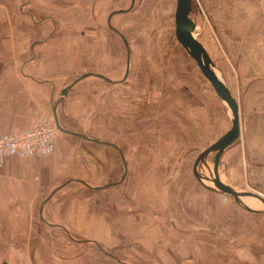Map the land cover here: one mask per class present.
<instances>
[{
	"label": "rangeland",
	"instance_id": "obj_1",
	"mask_svg": "<svg viewBox=\"0 0 264 264\" xmlns=\"http://www.w3.org/2000/svg\"><path fill=\"white\" fill-rule=\"evenodd\" d=\"M59 1L62 6L63 0ZM66 2L67 0L65 4ZM45 5L41 0H0V38L7 43L0 53L4 55V59L11 55L8 51L11 38L6 32L14 28L18 20L22 27L40 28V24L38 26L35 23L27 24L26 19H31L24 13H35V20L39 22L41 12L45 11L46 15L48 11L55 18L56 24L54 25L51 20H44V23L49 27L62 28L66 52L70 49L73 51L74 47L80 49L79 63H75L69 72L64 69L65 73L61 78L72 81L83 73H91L78 81L82 88L73 101L75 111L71 114L65 111L67 120H70L79 132L121 144L128 173L122 181L108 186L102 190L103 192L93 191L88 195L89 202H83L79 214L71 211L66 213L68 223H51L59 224L61 227L40 223L42 227L37 229L36 223H33L32 227L34 225L35 233L39 236V242L34 244L40 255L34 256L33 261L15 259L12 262L124 264L117 261L118 258L124 262L137 264H233V258L239 257L242 247L239 239L246 238L247 229L235 223H217L218 219L221 222L223 215L219 218L204 216L200 207L201 200L206 203L204 199L207 195L211 197L217 194L243 209L232 195L207 187L213 185L214 177L211 178L210 172L214 174L216 151L208 152L194 168L196 157L205 148L183 146L188 141L185 139L189 135L188 132H185V136H181V140L178 141L174 131L160 133L154 131L153 114L156 113L154 110L168 108V99L177 91L176 87L171 86L173 81L179 79L178 85L182 83L191 85L194 95L195 93L199 95L194 89L198 86V78L210 84L199 70L194 58L178 38H174L172 32L168 30L169 27L158 20L152 24H145L144 27L148 26L147 31H151L152 28L168 30L167 35L163 37L164 43L169 49H173L176 44L180 46V52L174 55L179 64L175 66L169 62L172 67L163 69L150 67L151 53L141 52L147 49L149 41L146 39L149 37L145 35L142 38L140 41L142 50L138 51L137 36L135 31L132 32L136 26L129 25L131 32L124 34L129 48V72L123 81L110 82L97 77L95 72H109L113 65L119 68L118 75L113 79H119L125 70L126 53L120 36L108 28L109 22L105 18L88 19L87 16L90 18L92 15L88 14V5L85 12L75 10L73 17L64 13L62 8L54 10L51 4ZM216 11L217 0H190L187 15L193 24V36L205 50L210 68H213V72L220 77L239 106L240 132L232 143L245 142L250 128L249 118L245 116L244 109L247 101L243 99L247 85L241 83L240 75L239 80L240 73L231 54L221 49L217 38ZM124 17V14H119L118 18L111 19L110 24L113 27L120 25V21L121 24L126 22ZM172 28L176 31L175 25ZM75 29H81L84 35L79 37ZM69 30L73 35L68 36ZM105 51L109 55L108 60L103 58ZM77 53L75 51L74 54ZM138 55L141 56V61L144 57V62H140L139 67L136 64ZM0 58L3 59L1 55ZM261 70L262 74L257 76L264 77V67H261ZM198 89L202 91L201 86ZM94 96L99 105L96 112L97 122L94 109L90 111L89 97L92 99ZM215 96V106H212L214 101H209V98L207 100L211 102V109L221 107L217 105L223 106V100L217 94ZM224 105L228 113V131L233 116L225 102ZM51 112H42L34 116L29 124L44 118H52ZM59 118L62 119L61 115ZM75 139L77 140V137ZM80 144L83 150L85 145L95 147L100 155L101 163L92 172V181H89L92 185H101L120 178L124 167L119 153L113 147L86 142ZM224 149L216 164L219 180L232 187L257 191L246 183L242 185L245 182V174H248V166L240 163L239 167L236 153L232 156L231 162L226 158L221 160ZM262 150L264 149L256 147L255 154L259 155ZM230 153H234L232 148L227 150V154ZM49 206L48 204L47 207ZM252 206L262 208L256 199ZM211 210L215 213L217 209L213 206ZM38 213L39 208L37 215ZM217 225H220L219 230ZM31 231L32 229L27 233ZM76 240L88 241L80 243ZM93 240L106 251H102L92 242Z\"/></svg>",
	"mask_w": 264,
	"mask_h": 264
},
{
	"label": "crops",
	"instance_id": "obj_2",
	"mask_svg": "<svg viewBox=\"0 0 264 264\" xmlns=\"http://www.w3.org/2000/svg\"><path fill=\"white\" fill-rule=\"evenodd\" d=\"M41 2L47 6L51 4L54 10L62 8L64 13L72 17L75 10L85 12L88 5V14H92L90 18L87 16L88 19L105 18L109 21L108 28L120 36L125 49V70L122 77L113 79L118 75L119 68L111 65L109 72H95L97 77L119 83L127 76L130 65L129 48L121 35L126 40L124 34L131 32L129 25L136 26L132 32L135 31L137 36L138 51L142 50L140 42L142 38L145 35L149 37L146 39L150 42L147 43V49L141 52L151 53L150 67L163 69L172 67L169 62L175 66L179 64V60L174 55L180 52V46L176 44L173 49H169L163 38L168 30L175 39L177 38L175 29L172 28L175 25V0H73L72 2L67 0V4L63 0L62 6L59 0H41ZM47 13L45 15V11L41 12L39 22L35 20V13H24L31 19H26L27 24L35 23L37 26L40 24V28L22 27L18 20L16 26L6 32L11 38L8 50L11 55L8 59H4V55L0 53L3 57L0 58V136L27 129L31 118L42 112H51L54 103H56L57 120L62 129L79 132L75 125L67 120L66 113L71 114L76 109L73 101L82 88L78 81L91 73H83L72 81L61 78L65 73L64 69L69 72L75 63H79L80 49L74 47L73 51L70 49L66 52V44L62 38L65 34L62 28L49 27L44 23V20H51L54 25L56 24L55 18L48 11ZM119 14L125 15L126 22L121 24L120 21V25L113 27L110 24L111 19L118 18ZM215 19L221 49L231 54L234 65L240 73L239 80L241 77V83L247 85L243 99L247 101L244 109L250 124L249 130L247 129L249 135L245 138V142H231L224 149L221 160L226 158L231 162L232 156L236 153L239 167L240 163L248 166V174H245V182L242 185L246 183L264 195V150L259 155L255 154L256 147L264 149V77L257 76L262 74L261 67H264V0H217ZM158 20L169 27L167 31L160 28L147 31L148 26L144 27L145 24H152ZM75 30L79 37L84 35L81 29ZM69 35H73L71 30ZM6 46L7 43L0 38V50H4ZM75 51L78 53L74 54ZM140 57L138 55L137 67L140 66V62H144V57L143 61ZM103 58L109 59L106 51ZM197 80L199 83L194 89L200 96L197 93L194 95L191 85L183 83L178 85L179 79L173 81L171 86L176 87V94L172 93L173 95L168 99L167 109L154 110L156 113L153 114V125L155 132H176L178 141L185 136V132H188V137H185L188 141L183 146L206 148L226 133L228 113L224 101H222L223 106L217 105L221 106L220 108H210V100L214 101L212 106H215L216 93L204 79ZM200 86L202 91L198 89ZM65 88H67L66 93L62 96L61 92ZM89 100L90 111L94 109L96 113L99 108L96 97L92 99L89 97ZM51 113L53 119V112ZM60 115L62 119L59 118ZM95 117L97 122V113ZM157 125H159L158 129ZM80 142L100 144L58 130L52 152L23 157L12 154L0 162V264H14L12 261L15 259L33 261L34 256L40 255L34 244L39 242V236L35 233L34 225L32 227L33 223H36L37 229H40V223H68L66 213L71 211L79 214L83 202H89L88 195L93 191L103 192L102 190L108 188L104 185L115 182L101 185H92L89 182L92 181V172L99 167L101 159L98 149L85 145L83 150ZM116 145L122 147L119 143ZM229 148L234 152L230 153L231 155L227 154ZM126 173H128L127 166ZM76 179L89 183L91 187ZM53 189L55 191L42 207V213L39 212L37 215L42 200ZM204 200L206 203L201 200L200 205L204 216L219 218L223 215L221 222L218 219L217 223H235L247 229L246 238L239 239L242 247L239 257L233 258V264H264V214L256 209H248L247 204L243 209L237 207L217 194L211 197L207 195ZM213 206L217 209L215 213L211 210ZM217 226L219 230L220 225ZM31 229L32 231L27 233Z\"/></svg>",
	"mask_w": 264,
	"mask_h": 264
},
{
	"label": "water",
	"instance_id": "obj_3",
	"mask_svg": "<svg viewBox=\"0 0 264 264\" xmlns=\"http://www.w3.org/2000/svg\"><path fill=\"white\" fill-rule=\"evenodd\" d=\"M189 8H190V0H176V9H175V15H174L176 36H177L179 42L186 48V50L194 58L199 70L207 78V80L210 82L215 93L221 98V100H223L227 104L228 108H230V111H231L232 116H233L232 121H231V127L229 128V130L226 133H224L221 137H219L217 140L212 142L209 146H207L205 149H203L198 154V156L196 157V159L194 161V168L196 167L197 163L200 160H202L208 152L216 151V154L214 157L213 185H211V186L207 185V187L212 189V190H215L217 192L232 195L234 197L235 201L237 203H239L243 208H245L247 206H245V204L241 201V199H240L241 196H249L251 198H254V199L258 200L262 205V208H255L256 211H260V212L264 213V195L260 194L257 191L250 190L248 188L232 187L229 184L221 182L218 178V174H217V170H216V164L218 161V157H219L220 153L222 152V150L227 145H229L238 136V134L240 132L239 106H238L236 100L234 99V97L229 92V90L225 87V85L223 83H221L222 81L220 82L214 76V73H212V69L210 68V66L208 64L209 60L207 58L205 50H203L200 42L192 35L193 24L187 15ZM121 37L123 38L124 43L127 45V42L124 39V37L122 35H121ZM66 89L67 88L62 90V92H61L62 96L66 93ZM55 110H56V103H54L52 105V112H53V119H54L55 126H56L57 130H59L61 132L71 133V134L77 135L79 137L85 138L87 140L94 141V142H97L100 144H104V145L113 147L119 153L121 160H122V163H123V167H124L123 174L121 175V177L117 181L106 184L104 186L105 187L111 186V185H115L118 182H120L126 173L125 159H124V155H123L122 150L116 144L109 142V141H106V140H103L101 138L90 136V135L84 134L82 132H73V131L62 129V127L58 123ZM194 172L198 176L196 169H194ZM199 178H200V176H199ZM76 180L80 183H83L87 187H91V185L89 183H87L83 180H80V179H76ZM200 181L202 182V180H200ZM96 188H99V186H96ZM54 191H55V189H53L42 200V203H41V206L39 209L40 213H42V207L44 206L45 202L48 200V198L51 196V194ZM247 208L252 209L250 207H247ZM255 209H253V210H255ZM41 218H42V216H41ZM50 225L56 226V227H61V225H59V224L55 225V224L50 223ZM76 241L80 242V243H86L88 240H76ZM92 242L94 244L98 245V243L96 241L93 240ZM98 247L102 251H104V252L106 251L100 245H98ZM116 260L119 262H122L124 264H137V263L124 262L118 258Z\"/></svg>",
	"mask_w": 264,
	"mask_h": 264
},
{
	"label": "built area",
	"instance_id": "obj_4",
	"mask_svg": "<svg viewBox=\"0 0 264 264\" xmlns=\"http://www.w3.org/2000/svg\"><path fill=\"white\" fill-rule=\"evenodd\" d=\"M57 128L52 118L34 122L27 129L0 136V162L8 155L23 157L50 153Z\"/></svg>",
	"mask_w": 264,
	"mask_h": 264
},
{
	"label": "bare ground",
	"instance_id": "obj_5",
	"mask_svg": "<svg viewBox=\"0 0 264 264\" xmlns=\"http://www.w3.org/2000/svg\"><path fill=\"white\" fill-rule=\"evenodd\" d=\"M192 35H193V33H192ZM212 69H213V68H212ZM212 73H214L213 70H212ZM214 76H215V77L221 82V79H220V77H219L217 74L214 73ZM221 83H222V82H221ZM210 175H211V178H213V177H212L213 174H210ZM240 199H241V201H242L244 204H247V206H249L250 208L255 209V207L251 206V205H253V203H254V198H251V197H248V196H241Z\"/></svg>",
	"mask_w": 264,
	"mask_h": 264
}]
</instances>
